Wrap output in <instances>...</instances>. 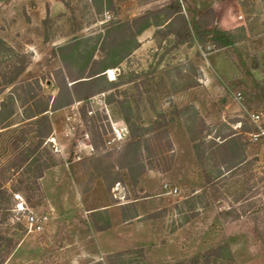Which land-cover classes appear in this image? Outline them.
I'll return each instance as SVG.
<instances>
[{
	"label": "rangeland",
	"instance_id": "374dc122",
	"mask_svg": "<svg viewBox=\"0 0 264 264\" xmlns=\"http://www.w3.org/2000/svg\"><path fill=\"white\" fill-rule=\"evenodd\" d=\"M0 1V30L12 27L13 35L0 34L9 41L0 46V82L2 73L9 78L13 66H23L13 84L15 98L23 94L18 86L26 83L37 95H56L55 76L60 69L72 74L86 71L91 59L118 63L101 73L97 87L109 89L95 92L85 102L74 100L49 111L52 131L43 145L53 165L38 180L43 201L29 207L15 194L10 205L15 208L0 227L15 237L20 233L16 216L33 212L45 214L47 220L39 231H28L25 225L19 244L2 264H106L108 254L138 247L144 248L148 264L215 249L214 264H264V163H254L252 157L227 169V159L235 152L244 157L248 146L252 153L260 150V142H251L243 132L252 125L241 105L264 117L263 98L251 93L252 79L259 82L264 77V68L259 67L264 66V0H178L189 23L211 8L215 25L245 38L211 51L198 42L171 48L170 37L159 47L153 38L156 28L150 26L135 37L138 46L126 57L124 37L109 44L110 27L166 0ZM20 14L27 18L26 24ZM69 43L71 48L59 50ZM199 63L214 78V87L225 88L233 100L237 90L242 95L240 112L226 114L228 124H207L204 136H199L194 116L199 112L189 102L190 94H184L201 75ZM257 68L259 72L254 71ZM107 81L118 85L111 87ZM11 88L1 89L0 100L7 99ZM13 108L7 121L18 122L23 111L20 102ZM121 108L141 126H148L159 113L173 117L167 129L171 149L163 155L164 162L153 155L164 140L152 142L151 153L143 148L145 170L136 182L124 167L129 135ZM112 123L125 132L122 140H112ZM12 129L2 131L0 146H6ZM232 132L234 137L219 144L218 135ZM8 158L1 156V162ZM221 169L225 175L219 177ZM163 183L177 192L166 193ZM195 188L198 192L191 195ZM19 203L24 210L17 209ZM218 208H228L232 215L220 217ZM125 212L137 213L138 218L126 222ZM238 213L240 222L234 221ZM97 227L110 229L97 234Z\"/></svg>",
	"mask_w": 264,
	"mask_h": 264
},
{
	"label": "trees",
	"instance_id": "16d2710c",
	"mask_svg": "<svg viewBox=\"0 0 264 264\" xmlns=\"http://www.w3.org/2000/svg\"><path fill=\"white\" fill-rule=\"evenodd\" d=\"M150 26L156 28L153 38L159 47L163 41L170 37L171 48H177L182 45L191 46L194 42H198L204 48L209 45L211 47L209 51H211L212 49L226 48L238 40L240 41L245 38L244 36L239 38L235 33L221 29L215 25L214 14L211 8H207L201 12L198 17L192 19L191 23H189L183 13L180 2L178 0H166L156 7L144 9L140 14L125 22L110 27L109 33H112L113 37L109 41V44H113L114 40L118 37L119 39L124 37L121 40L125 41L126 57L138 46L135 37ZM71 47L72 45L69 43L65 47H59V50ZM99 50L106 55L107 50L102 48ZM101 62L91 59L87 66H84L87 69L86 71L81 69L75 74L66 73V71L64 72L60 69L55 76L58 91L52 97L50 95H37L30 84L26 83L18 86V88L22 89L23 94L16 95L15 98L12 89H16L15 86L17 85L13 84H15V81L23 71V66H13L9 78H4L5 74L2 73L1 77L3 80L0 82V92L2 88L9 86H12V88L9 91L7 99L0 100V138L3 136V130L14 129L10 130V133L6 136V146H0V224L11 216L12 211L10 210H14L15 208V206H10L12 205L11 199L15 194L24 198V204L26 203L29 207H34L43 201L38 180L43 176L44 170L53 165L51 153L43 145L45 139L52 131L48 112L70 105L74 100L85 102L95 92L109 89V87H97L99 80L103 78L101 73L106 69L116 67L118 63L105 64ZM98 63L100 64L98 65ZM262 73L264 76V71ZM107 82L111 87L118 85L113 81ZM35 83L37 84V81ZM252 83L251 93H256L264 100V77L259 82L252 79ZM197 84V80H193L188 84L187 88L196 86ZM135 88L138 90V85H135ZM16 101L20 102L23 110L21 119L18 122H9L7 120L14 114L13 106ZM127 108L130 109L129 105ZM82 110L84 109L82 108ZM122 113L127 125V134L129 135V139L125 144L124 167L128 171L131 180L136 182L145 170L144 163L141 161V151L143 148L151 153L152 142L164 140L163 143H158L155 147L156 149L158 147L159 151L153 152V155L156 154L161 158L159 161L164 162L165 158L163 155L168 154V151L171 149L167 129L173 117L171 115L168 117L165 113H159L148 126H141L142 123L131 119L132 116L126 111V108L122 109ZM194 113L199 127V136L203 132L208 134L206 132L208 125L196 111ZM253 130L254 128L252 127L250 130H243V132L249 133ZM234 134L232 132L223 137L218 135L221 140L219 144L225 145L229 139L235 136ZM191 140L193 141L195 138ZM232 141L235 140L233 139ZM236 143L235 141L234 145L238 147L239 144ZM193 147L196 153V146ZM6 154L9 158L5 163H2L1 156ZM236 154L235 152L232 155L234 158L227 159V161H230L227 169L234 168L241 162L240 156L238 154L236 156ZM201 156L202 152H197V157L200 158ZM169 159L171 158L166 157L165 161L169 162ZM162 171H165V169ZM7 183L8 186L6 185ZM23 213L18 212L20 215ZM225 215L231 216V211L218 213L220 217ZM137 216V213L128 214L125 212L123 220L127 222ZM237 216L238 214H234V217ZM20 217L16 216L18 221L15 226L20 233L16 234L15 237L8 236L5 229L0 227V264L3 263L11 251L19 244V240L23 236L25 223L22 220L23 217ZM101 229L103 228L97 227V230ZM144 254L143 247L110 253L107 255L106 264H148ZM216 255H218L217 249L206 251L200 256L195 255L188 258L170 259L168 263L163 264H214L212 258ZM95 264L103 263L96 262Z\"/></svg>",
	"mask_w": 264,
	"mask_h": 264
},
{
	"label": "crops",
	"instance_id": "0c3cea01",
	"mask_svg": "<svg viewBox=\"0 0 264 264\" xmlns=\"http://www.w3.org/2000/svg\"><path fill=\"white\" fill-rule=\"evenodd\" d=\"M163 1L164 0H161L160 2H163ZM48 16H50V15L48 14ZM20 19H23V22H24L23 24H26L27 18L24 16V14H20ZM42 19H43V17H42ZM24 28H23V30H25ZM147 29L143 30L140 34L144 33ZM11 30H12V27H8L7 29H5V31L3 29H1L0 34H3V36H5V37L7 35L11 36L12 35ZM15 34H16V31H15ZM258 38L259 37H257L256 40H258ZM5 41L6 40L3 37H0V46L6 45ZM255 45H257V44H255ZM256 49H259V47H256ZM197 67L199 68L200 74H201L199 76V78H197L198 84L196 86L188 88L184 94H186V97L190 94L189 98H188L189 102H192L193 106L199 112V115L202 117V119L204 120V122L206 124H212L214 122H223V121L226 122V124H228V122L225 121V115L228 113H231V112H235V113L240 112V104L238 102L236 103V101L230 97V93L229 94L226 93L225 88L214 87V83H215L214 78H212V76L210 74H208V70H206L201 63L197 64ZM259 67L264 68V66H262V67L259 66ZM260 68H257L254 71L259 72ZM261 78L262 77H260V79ZM237 92H238V90H237ZM247 139H248V137H247ZM259 142L260 143H258V144L260 145L259 146L260 150H258V152L255 151V153H252L249 146H248L246 151H243L245 154L244 157H243V155L240 156L241 162L236 167L241 166L243 163L247 162L252 157H253L254 163H257V164L258 163H264V161H262V158H264V143H263L264 140H261ZM261 143H263V144H261ZM250 144H252V143H250ZM189 152L191 154H193L192 150H190ZM191 160H192V158H191ZM193 161H195V158H193ZM219 175H220L219 177L225 175V171L222 170L219 173ZM197 192H198V189L195 188L191 192V195L196 194ZM104 208H106V207H104ZM228 208L223 209V210L221 208H218L217 212L219 213L222 211H229L230 209H228ZM235 210L237 212H239V210L237 208ZM241 217H242V215L239 214L237 217H235L234 221L238 220L240 222ZM137 218H138V216H137ZM108 229H110V228L100 230L97 234L104 232Z\"/></svg>",
	"mask_w": 264,
	"mask_h": 264
},
{
	"label": "built area",
	"instance_id": "2783aa9c",
	"mask_svg": "<svg viewBox=\"0 0 264 264\" xmlns=\"http://www.w3.org/2000/svg\"><path fill=\"white\" fill-rule=\"evenodd\" d=\"M100 96L103 97V93H101ZM101 97L98 98L101 101L100 103H102ZM234 98L238 103L241 102V100H242L241 93L236 92L234 94ZM241 107H242L243 112L245 113V117H246L247 121L254 128L253 131L247 133L248 139L254 143L263 140L264 139V117H263V114L260 112H257V111L247 110L242 105H241ZM69 118L70 117L67 116V119H69ZM111 128H112V132H113L112 133L113 134L112 140L113 141L122 140L123 137L125 136V132L122 130V128L119 129L118 126L114 125L113 123H112ZM108 143H110V141H108ZM162 187H163L164 191L168 194H175L177 192L176 187H171L167 183H163ZM17 209L19 211L24 210L22 203H19L17 205ZM46 220H47V217L45 214H36V213L30 212V213H26L23 215V221H24L28 231H39V230H41L43 225L45 224Z\"/></svg>",
	"mask_w": 264,
	"mask_h": 264
}]
</instances>
